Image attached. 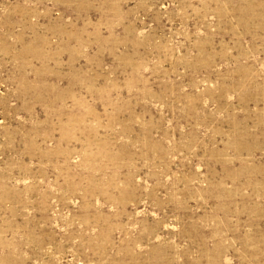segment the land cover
<instances>
[{"label":"rangeland","instance_id":"1","mask_svg":"<svg viewBox=\"0 0 264 264\" xmlns=\"http://www.w3.org/2000/svg\"><path fill=\"white\" fill-rule=\"evenodd\" d=\"M0 264H264V0H0Z\"/></svg>","mask_w":264,"mask_h":264}]
</instances>
